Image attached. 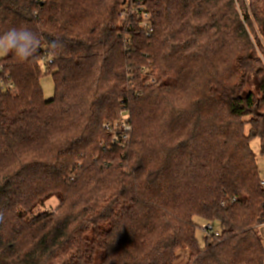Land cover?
I'll use <instances>...</instances> for the list:
<instances>
[{"label":"trees","instance_id":"trees-1","mask_svg":"<svg viewBox=\"0 0 264 264\" xmlns=\"http://www.w3.org/2000/svg\"><path fill=\"white\" fill-rule=\"evenodd\" d=\"M127 1L0 0V264H264V0Z\"/></svg>","mask_w":264,"mask_h":264},{"label":"clouds","instance_id":"clouds-1","mask_svg":"<svg viewBox=\"0 0 264 264\" xmlns=\"http://www.w3.org/2000/svg\"><path fill=\"white\" fill-rule=\"evenodd\" d=\"M40 45V39L36 33L27 27H12L3 34H0V56L13 53L21 61H28L36 53ZM62 45L58 40H52L48 44L49 53L56 54V49ZM3 214L0 213V220Z\"/></svg>","mask_w":264,"mask_h":264},{"label":"rangeland","instance_id":"rangeland-1","mask_svg":"<svg viewBox=\"0 0 264 264\" xmlns=\"http://www.w3.org/2000/svg\"><path fill=\"white\" fill-rule=\"evenodd\" d=\"M127 2L131 3L132 0H128ZM129 8H131V6H128L127 8L124 7V12L122 13V17L120 16V25L122 26L123 24L125 23H122L124 20L126 21L128 19V16H129V12H131V9L129 10ZM128 11V12H126ZM126 13V15L124 14ZM6 55L4 56H0V58L2 57H5ZM148 77V76H147ZM145 79V83H149V78H146L144 77ZM41 86L43 87V92H44V96L46 99H52L55 95V85H54V82H53V78L51 75H44L42 77V80H41ZM123 118H129V116L127 115H124ZM132 124V123H131ZM132 130H133V127H132ZM246 133H249V127L246 128ZM250 147L252 149V151L255 153V156H256V162H257V166H258V169H259V172H260V178L262 180V182L264 181V154L262 153V147H261V143H260V139L258 137H254L251 139V142H250ZM58 205V201L56 199H52L51 201H49L47 203V207L51 208V209H55ZM48 208V209H49ZM206 224V223H204ZM201 225V227L197 230V237L200 241V244L203 245V242H204V231H203V225ZM257 232L262 236L263 240H264V226H261L260 228H258ZM264 243V241H263ZM180 264L182 263V261L179 259L178 261Z\"/></svg>","mask_w":264,"mask_h":264},{"label":"built area","instance_id":"built-area-1","mask_svg":"<svg viewBox=\"0 0 264 264\" xmlns=\"http://www.w3.org/2000/svg\"><path fill=\"white\" fill-rule=\"evenodd\" d=\"M142 18H143L142 25L145 26L146 28H149L147 21H145L148 18L147 14L144 13L142 15ZM142 73H143V77H145L146 80L147 78H149V83H146L147 85L154 84L156 82L157 77H155L154 74H150V72L146 68L143 69ZM11 89L15 93L16 90H14L13 87H11ZM129 120L130 119L123 118L121 119V121L117 122L114 125L105 124L104 128L106 130L111 131V133H113L112 136L114 141L123 140L124 142H128L130 139V134L132 132V125ZM262 185L264 186V181L262 182ZM203 231L209 234L215 231V228L212 224L206 223L203 225Z\"/></svg>","mask_w":264,"mask_h":264}]
</instances>
